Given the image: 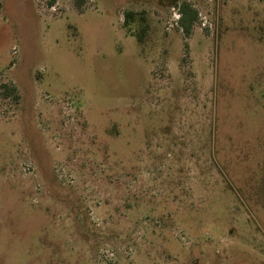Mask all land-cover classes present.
I'll use <instances>...</instances> for the list:
<instances>
[{"label":"rangeland","instance_id":"374dc122","mask_svg":"<svg viewBox=\"0 0 264 264\" xmlns=\"http://www.w3.org/2000/svg\"><path fill=\"white\" fill-rule=\"evenodd\" d=\"M0 264H264V0H0Z\"/></svg>","mask_w":264,"mask_h":264},{"label":"trees","instance_id":"16d2710c","mask_svg":"<svg viewBox=\"0 0 264 264\" xmlns=\"http://www.w3.org/2000/svg\"><path fill=\"white\" fill-rule=\"evenodd\" d=\"M180 13L181 16L179 17V22L181 24V27L183 28V31L185 34H190L194 23L198 19V11L195 9L188 1H184L180 6ZM136 12L134 11H128L125 14V22H133L138 24L139 29L137 30L138 37L142 41L144 39V33L147 30V27L145 24H143V19H135ZM7 92H10V89L7 90Z\"/></svg>","mask_w":264,"mask_h":264}]
</instances>
